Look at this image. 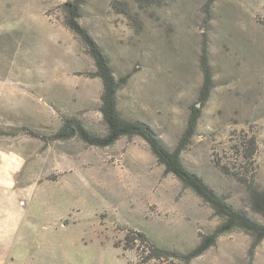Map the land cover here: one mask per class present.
I'll list each match as a JSON object with an SVG mask.
<instances>
[{
  "label": "rangeland",
  "instance_id": "obj_1",
  "mask_svg": "<svg viewBox=\"0 0 264 264\" xmlns=\"http://www.w3.org/2000/svg\"><path fill=\"white\" fill-rule=\"evenodd\" d=\"M64 1L0 0V264H264V240L252 246L239 229L188 263L146 259L136 233L183 253L221 218L139 137L107 147L51 139L67 117L105 132L101 81L63 23ZM206 1L81 0L79 22L114 76L130 73L117 92L119 113L149 124L167 148L190 107L200 106L183 165L261 220L249 208L248 184L264 187V0H215L205 8ZM203 40L213 87L201 106ZM126 234L134 238L125 241Z\"/></svg>",
  "mask_w": 264,
  "mask_h": 264
},
{
  "label": "trees",
  "instance_id": "obj_2",
  "mask_svg": "<svg viewBox=\"0 0 264 264\" xmlns=\"http://www.w3.org/2000/svg\"><path fill=\"white\" fill-rule=\"evenodd\" d=\"M137 1L142 5H148L157 0ZM214 1L215 0H207L205 8H208ZM121 5L120 11L133 23L140 25L137 16L127 11L123 7V4ZM80 6L81 0H65L60 4L61 10L64 13L63 23L65 27L83 44L95 66V71L92 74L101 81L102 89L99 97V111L102 116L105 132L103 134L94 133L87 129L76 117H67L63 120L59 130L51 136V139L66 140L71 137H78L88 145L107 147L115 143L121 137H139L148 145L152 155L158 163L163 165L166 172L171 173L184 187L191 189L221 218L220 224L217 225L212 232L202 234L199 242L183 253L161 248L149 241L145 233H136L139 240L145 242L148 247L149 252L146 259H168L169 257H173L188 263L213 246L221 234L233 229H239L248 234L252 239V246H256L260 241L264 240V187L257 188L253 183L248 184L249 208L261 218V220H256L250 217L245 210L234 207L222 197L218 196L199 175L189 171L182 163L181 153L190 144L195 134L197 120L201 111L200 106L195 107V104H193L190 107L184 129L176 145L172 149L167 148L161 142L149 124L137 119L123 117L119 113L117 108V92L120 87L126 84L130 77V73H126L120 77L114 76L108 56L91 36L89 31L79 22ZM199 66L203 80L199 88L197 101L203 106L213 87L212 74L208 63L207 46L204 40L201 43ZM34 135L37 136V134ZM254 150L255 141L252 138L248 140L245 146L244 156L250 159ZM219 167L224 173H227V168L225 166ZM240 179L245 180L244 177H240ZM132 238H134V236L126 234L125 241H130Z\"/></svg>",
  "mask_w": 264,
  "mask_h": 264
}]
</instances>
